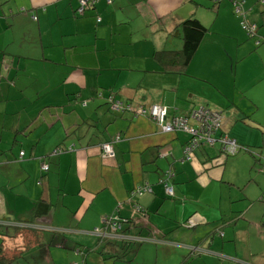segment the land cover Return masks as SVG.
<instances>
[{"label":"crops","instance_id":"0c3cea01","mask_svg":"<svg viewBox=\"0 0 264 264\" xmlns=\"http://www.w3.org/2000/svg\"><path fill=\"white\" fill-rule=\"evenodd\" d=\"M239 1L258 45L230 0H98L82 15L77 0H0V227L11 229L0 242L21 252L13 261L41 250L55 264L50 246H68L61 258L78 246L83 264H264V3ZM189 16L207 31L184 73H164L153 52L179 48L172 30ZM197 81L216 94L200 95ZM101 88L132 106L159 103L166 118L179 98L186 110L217 109L247 149L222 157L200 145L181 161L184 133L110 110L94 95ZM113 136V156L102 155ZM167 168L172 196L158 182ZM143 183L150 191L130 195ZM107 215L122 226L99 241L92 232Z\"/></svg>","mask_w":264,"mask_h":264},{"label":"built area","instance_id":"2783aa9c","mask_svg":"<svg viewBox=\"0 0 264 264\" xmlns=\"http://www.w3.org/2000/svg\"><path fill=\"white\" fill-rule=\"evenodd\" d=\"M95 1L96 0H77L76 13L82 14L84 9L93 5ZM263 1L264 0H261V2ZM105 2L110 3L111 0H105ZM233 10L242 14L239 2L234 3ZM240 25L248 33L253 34L255 29L254 24H248L242 20L240 21ZM97 96L106 98V100L110 101V109L113 111L130 112L132 116L147 117L158 125L162 132H185L189 137L187 143H185L182 148V155L185 159L191 158L192 150L200 141L208 145H212L214 142L219 143V148L222 153L231 154L236 149V144L233 139L228 138L225 133L217 132L220 126V114L217 111L200 106L190 110L186 114L166 118V108L159 103H150L148 105L137 104L136 106H132L128 102L114 98L110 91H99L97 92ZM116 139L117 137L115 136L111 140L100 144L99 147L102 155L108 157L113 156L112 142ZM57 151L59 150H53L52 152L55 153ZM22 154L23 152L20 150L18 152V158H20ZM40 168L42 171H45L47 166L45 164H41ZM171 176L172 172L169 169H166L163 172L162 177L159 179V183H161L164 193L168 196L172 194V187L168 181ZM143 191H150V186L147 183L134 186L130 191V195L139 194ZM101 221V226L99 228H95L92 232L99 239L114 236L121 228V220L117 215L103 216ZM186 224L191 225L192 222L188 220ZM194 249H197V247H194ZM74 251L75 254L81 255L83 258L82 252L76 248ZM82 261L83 260L81 259L79 263L73 262L72 264H81Z\"/></svg>","mask_w":264,"mask_h":264},{"label":"trees","instance_id":"16d2710c","mask_svg":"<svg viewBox=\"0 0 264 264\" xmlns=\"http://www.w3.org/2000/svg\"><path fill=\"white\" fill-rule=\"evenodd\" d=\"M96 1H98V0H96ZM95 1V2H96ZM231 1V3H232V7L234 6V3L235 2H239L240 3V5H241V10H242V1H239V0H230ZM94 2V3H95ZM259 2L260 3H264V1L263 2H261V0H259ZM93 3V4H94ZM77 5V4H76ZM91 6H93V5H91ZM91 6H89V7H91ZM89 7H87V8H85L84 9V11L86 10V9H88ZM83 11V12H84ZM74 12L76 13V7H75V10H74ZM239 16H240V21H244V22H247L248 24H250L251 22H248L245 18H244V16H243V11H242V14H239L238 12H236ZM83 14V13H82ZM82 14H78V13H76V15H82ZM98 21V20H97ZM240 21H239V25H240ZM252 24H254L255 25V23H252ZM240 27H241V25H240ZM242 28V27H241ZM243 29V28H242ZM173 33H176V34H178L179 35V38L181 39V46L179 47V48H177V49H161V50H155L154 52H153V57H154V59L157 61V63L160 65V67L162 68V70H163V72L164 73H172V74H182V73H184V71H185V69H186V67H187V65H188V63H189V61H190V59H191V57H192V55L194 54V52L196 51V49H197V47H198V45H199V43H200V41H201V39H202V37H203V35L206 33V31H207V29H206V27L204 26V25H202L195 17H192V16H189V17H187V18H185V19H183V20H181V21H179L174 27H173ZM243 31L245 32V34L247 35V36H250V37H254V41H255V44L256 45H258L261 41H260V38L257 36V34H256V25H255V29H254V32H253V34H250V33H248L246 30H244L243 29ZM99 91H110L112 94H113V92L110 90V89H107V88H101V89H97L96 90V92H95V97L96 98H100V99H102L103 101H104V103L105 104H107V106H108V108L110 109V101H108V100H106V98H103V97H98L97 96V92H99ZM113 97L114 98H116L115 97V95L113 94ZM118 99V98H117ZM125 102H127V101H125ZM129 103V102H128ZM200 106H202V107H204V108H207V109H210V110H212L211 108H209V107H207V106H205V105H198V106H196V107H193V108H190L189 110H187V111H185V112H183V113H180V114H186V113H188L190 110H192V109H195V108H198V107H200ZM111 110V109H110ZM214 111H217V110H214ZM217 112H219V114H220V126H219V129H218V133H225L226 134V132L225 131H223V129H222V120H223V114H222V112L221 111H217ZM166 114H167V109H166ZM180 114H177V115H180ZM173 116H175V115H173ZM176 132V131H175ZM178 132H182V131H178ZM182 133H184L185 135H186V140H185V142H184V144L185 143H187V141H188V139H189V137H188V135L185 133V132H182ZM227 135V134H226ZM115 136H113L112 138H114ZM117 137V136H116ZM227 137L228 138H230V139H233V138H231V137H229L228 135H227ZM112 138H109V139H106V140H104L103 142H106V141H109V140H111ZM117 140V139H116ZM116 140H114V141H116ZM234 140V139H233ZM113 141V142H114ZM112 142V143H113ZM234 142H235V144H236V149H235V151L233 152V153H222L221 151H220V148H219V143H217V142H214V143H216L217 144V148H218V154H221L222 156H224V157H226V156H231V155H233V154H235L239 149H247V148H245L244 146H242V145H240V144H238L235 140H234ZM102 143V142H101ZM100 143V144H101ZM213 143V144H214ZM100 144H99V146H100ZM184 144H183V146H184ZM212 144V145H213ZM200 145H208V144H206V143H204V142H198L197 143V146L192 150V155H193V153H194V150L196 149V148H198ZM212 145H208V146H212ZM183 146H182V148H183ZM113 149V148H112ZM55 150H59V151H57V152H55V153H60L62 150H60V149H55ZM53 153V152H52ZM113 153H114V151H113ZM162 155H163V153H162ZM191 158H192V156H191ZM191 158H189V159H185V158H183V155H182V150H181V161H189V160H191ZM167 169H169L170 171H171V169L170 168H167ZM165 171V170H164ZM163 171V172H164ZM163 172H162V174L160 175V177H159V179L162 177V175H163ZM172 172V171H171ZM172 176H173V172H172ZM172 176L168 179V181H169V183H170V179L172 178ZM159 179H158V182H159ZM166 195V194H165ZM166 196H168V195H166ZM169 196H172V194L171 195H169ZM39 208H44V206L43 205H39ZM36 217V216H35ZM21 222V225H22V227L23 228H31V227H28V226H31V224L33 223V219H30V220H22V221H20ZM122 226V225H121ZM121 229V228H120ZM32 231H34V232H39V231H41V229H37V228H33L32 229ZM120 231V230H119ZM3 236H7L6 234H3ZM97 237V236H96ZM98 238V237H97ZM106 238H108V237H106ZM106 238H103V239H106ZM103 239H99L98 238V240L99 241H101V240H103ZM74 249L76 248V249H78L80 252H82V255L84 256L85 255V252H86V250H84L83 248H77L76 246H74L73 247ZM16 252H13L12 251V253L10 254V255H8L6 252H5V250H4V247H3V245H2V243L0 242V264H9V263H11L12 261H13V259L14 258H17L16 256H18V255H20L21 254V252H19V254H15ZM79 263V262H78ZM81 264H83V261H82V263Z\"/></svg>","mask_w":264,"mask_h":264},{"label":"rangeland","instance_id":"374dc122","mask_svg":"<svg viewBox=\"0 0 264 264\" xmlns=\"http://www.w3.org/2000/svg\"><path fill=\"white\" fill-rule=\"evenodd\" d=\"M252 4H253V6H258V5H260V3H259V0H253L252 1ZM243 8L244 9H248V7L246 6V4L244 3V5H243ZM247 11V10H246ZM248 12V11H247ZM251 22V21H250ZM260 27V26H259ZM261 27H263V26H261ZM239 28V30H240V33H242L243 34V37H245V38H247V35L245 34V32L243 31V29L239 26L238 27ZM237 32V31H236ZM172 36H175L174 34L173 35H171V36H169V39L171 38L172 40H174V38L172 37ZM221 42H217V45H219V46H217L218 48H219V50H221L222 51V47H220L221 46V44L224 46V41L221 39V38H218ZM250 39V38H249ZM248 39V40H249ZM247 40V39H246ZM239 42H240V44H239V46H245L247 43H242V41H240L239 40ZM238 42V43H239ZM244 42H246V41H244ZM250 42H252V40H250ZM264 43V42H263ZM166 48H168V49H170V48H172L173 49V47L171 46H169V45H167L166 44V46H165ZM255 48H258V47H255ZM254 53H251L250 55H248V57H246V59H244L243 61H245V62H248L249 63V60H255V56H252ZM221 60V59H220ZM216 61V60H215ZM220 62L221 61H218L217 62V65H220ZM209 67H210V65H209ZM227 69H228V72H229V74L231 73V69H230V67H229V64H228V66H227ZM226 69V70H227ZM226 72V71H225ZM192 85V84H191ZM185 87H187V88H190V86L188 87V85L187 84H185ZM191 88L192 89H195V90H197L198 92H199V94L200 95H202L203 97H206V96H210V94L212 93L213 95L214 94H216V89L214 88V89H212L211 87H209L206 83H204V82H200V81H197V82H195L194 83V85L193 86H191ZM192 93H194V92H192ZM186 95H188V93H186ZM194 96H195V93H194ZM195 98H196V96H195ZM182 101H183V99L182 98H179L178 99V101H177V112H176V114H179V113H181V112H183V110H185V111H187L186 110V108H188L189 106H187V98L184 100V102H183V105H181V104H179V103H182ZM179 102V103H178ZM198 104L199 103H196L194 106L196 107V106H198ZM180 109H182L181 111H180ZM217 110V109H216ZM174 111V110H173ZM219 111V110H218ZM202 146H204V147H207V148H213V149H215L216 150V147H217V144L216 143H214L213 144V146L212 147H209L208 145H202ZM218 150V149H217ZM218 155H221V154H218ZM222 156V155H221ZM223 157V156H222ZM143 227L145 228V230H151V232H154V229H152L150 226H149V224H144L143 225ZM0 229H2V231H4V232H8V231H11V229L10 228H5V227H0ZM67 244V243H66ZM57 246V245H56ZM72 246V245H71ZM87 248H89V249H91L90 247H92V246H87V245H85ZM64 247V248H63ZM62 248H60V249H58L57 247H53V246H50V253H51V256H52V259L54 260V263L55 264H64V262H65V264H72L73 262H80L81 261V259H82V257H81V255H76L75 254V251H73L74 253H70V251H66L65 253H70V254H74V255H72L73 257L72 258H70L69 260H66V255H65V253L63 254V258H61L60 257V253H62V251H64L65 250V248H68V246H63ZM77 248H79L78 246H76ZM81 248V247H80ZM67 250V249H66ZM90 251V250H89ZM88 251V253H87V255L89 254V253H91V252H89ZM39 254L40 255H42V251L40 250H32V251H30V252H28V253H26L23 257H21V258H18L16 261H13L12 263H9V264H44V260H42V259H40V257H39Z\"/></svg>","mask_w":264,"mask_h":264},{"label":"water","instance_id":"95a60500","mask_svg":"<svg viewBox=\"0 0 264 264\" xmlns=\"http://www.w3.org/2000/svg\"><path fill=\"white\" fill-rule=\"evenodd\" d=\"M134 226V225H133Z\"/></svg>","mask_w":264,"mask_h":264}]
</instances>
